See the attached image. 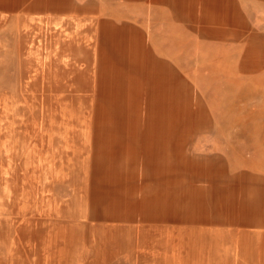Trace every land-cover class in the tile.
<instances>
[{"label":"crops","instance_id":"crops-1","mask_svg":"<svg viewBox=\"0 0 264 264\" xmlns=\"http://www.w3.org/2000/svg\"><path fill=\"white\" fill-rule=\"evenodd\" d=\"M1 32L47 34L55 65L103 66L95 165L104 187L94 200L97 218L160 220L183 203L194 233L252 237L257 253L250 264H264V0H0ZM169 66L176 67L175 78L165 73ZM174 80L192 83L212 118L187 144L189 203L176 189L161 188L173 162L157 132L125 136L137 121L131 102L142 84L149 98L163 99ZM173 111L151 109L147 123H172L163 114ZM134 155L142 156V188L130 185L139 165Z\"/></svg>","mask_w":264,"mask_h":264},{"label":"rangeland","instance_id":"rangeland-1","mask_svg":"<svg viewBox=\"0 0 264 264\" xmlns=\"http://www.w3.org/2000/svg\"><path fill=\"white\" fill-rule=\"evenodd\" d=\"M48 44L47 34L0 33V264L253 263L257 250L252 237L196 234L192 211L183 203L176 214L160 220L97 218L94 200L104 187L95 165L103 66L55 65ZM166 68L169 78H175L176 67ZM55 84L63 90H54ZM169 85L170 97L151 99L142 84L131 102L137 121L125 136L157 132L173 162L170 180L161 188L168 193L176 189L189 203L187 144L212 118L192 83L174 80ZM166 100L173 106L159 105ZM151 109L175 110L163 114L172 123L149 125ZM134 156L139 165L130 185L142 188V156ZM125 160L123 176L129 185ZM155 187L149 184L151 190ZM141 197L139 192L136 198Z\"/></svg>","mask_w":264,"mask_h":264}]
</instances>
